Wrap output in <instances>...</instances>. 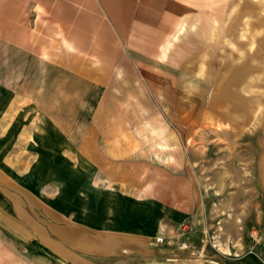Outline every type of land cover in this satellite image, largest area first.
<instances>
[{
  "label": "rangeland",
  "instance_id": "1",
  "mask_svg": "<svg viewBox=\"0 0 264 264\" xmlns=\"http://www.w3.org/2000/svg\"><path fill=\"white\" fill-rule=\"evenodd\" d=\"M1 1L0 264H264V105L245 124L192 92L132 105L143 85L111 84L122 47L91 0L71 35L49 4ZM110 88L107 107L134 110L113 144L92 121Z\"/></svg>",
  "mask_w": 264,
  "mask_h": 264
},
{
  "label": "crops",
  "instance_id": "2",
  "mask_svg": "<svg viewBox=\"0 0 264 264\" xmlns=\"http://www.w3.org/2000/svg\"><path fill=\"white\" fill-rule=\"evenodd\" d=\"M1 2L9 5L25 0ZM33 2L39 6L49 4V21H54L56 28L69 30L67 35L74 29L72 22L77 16H73L74 7L84 11L80 12L82 16L89 14L86 8L89 0ZM91 2L98 11L104 34L122 47L115 62L120 76L114 77L111 84L140 82L143 85L140 95L134 92L126 97L127 103L135 105L143 97L162 104L167 99L189 98L186 93L192 92L193 101L198 103L205 95L203 106L209 116L223 117L226 124H245L257 118L264 105V0ZM218 3L223 4L220 8L223 15L218 13ZM218 52H221L219 56ZM185 75L198 77L209 88L190 86ZM131 76L138 81H128ZM12 89L21 88L15 84ZM110 90L102 92L92 116L96 137L107 144L116 143L134 129L130 118L134 110L130 106H106L109 99L113 101L106 99L115 89ZM180 108L181 104H177V110ZM183 110V107L179 110L181 114ZM155 113L160 114V110ZM67 126V123L62 125L64 135ZM6 211V205L0 201V213Z\"/></svg>",
  "mask_w": 264,
  "mask_h": 264
},
{
  "label": "built area",
  "instance_id": "3",
  "mask_svg": "<svg viewBox=\"0 0 264 264\" xmlns=\"http://www.w3.org/2000/svg\"><path fill=\"white\" fill-rule=\"evenodd\" d=\"M156 241H157V242H162L163 239H162V238H156Z\"/></svg>",
  "mask_w": 264,
  "mask_h": 264
},
{
  "label": "bare ground",
  "instance_id": "4",
  "mask_svg": "<svg viewBox=\"0 0 264 264\" xmlns=\"http://www.w3.org/2000/svg\"><path fill=\"white\" fill-rule=\"evenodd\" d=\"M219 249H222V248H219ZM223 249H226V248H223Z\"/></svg>",
  "mask_w": 264,
  "mask_h": 264
}]
</instances>
